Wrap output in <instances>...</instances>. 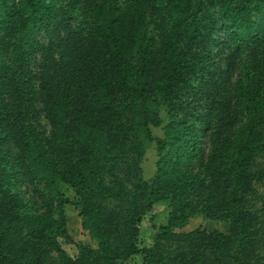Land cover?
Segmentation results:
<instances>
[{"label":"trees","instance_id":"obj_1","mask_svg":"<svg viewBox=\"0 0 264 264\" xmlns=\"http://www.w3.org/2000/svg\"><path fill=\"white\" fill-rule=\"evenodd\" d=\"M260 188L264 0H0V264H264Z\"/></svg>","mask_w":264,"mask_h":264},{"label":"rangeland","instance_id":"obj_2","mask_svg":"<svg viewBox=\"0 0 264 264\" xmlns=\"http://www.w3.org/2000/svg\"><path fill=\"white\" fill-rule=\"evenodd\" d=\"M156 134H160V131L157 129L154 131ZM155 161H156V154L154 151V148L152 147L148 153L145 173L149 177L154 173L155 168ZM27 196V194H26ZM259 196L260 199L257 200V206H264V188L259 189ZM68 220L69 225L71 229V234L76 242L84 241L86 244L90 246H94L93 243H91L88 239H85L82 237L80 232V225H79V218L78 214L75 210L69 209L68 210ZM153 216L155 217L156 223L159 225L164 224L166 222V211L165 207L163 205H158L155 207ZM204 227L208 232L211 231H219L221 233H228L229 232V224L228 223H222V222H214V221H202L200 219H195L191 222L190 226L186 229V231H191L199 226ZM151 223H150V216H147L142 223L141 226V242L145 246H149L152 243V231H151ZM263 249L260 253L263 254ZM72 254V253H71ZM131 264H141L140 258H135Z\"/></svg>","mask_w":264,"mask_h":264}]
</instances>
